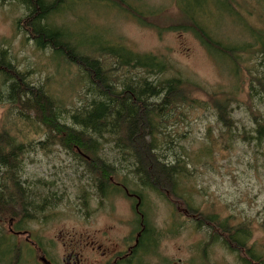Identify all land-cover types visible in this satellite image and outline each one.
I'll list each match as a JSON object with an SVG mask.
<instances>
[{"label":"rangeland","instance_id":"obj_1","mask_svg":"<svg viewBox=\"0 0 264 264\" xmlns=\"http://www.w3.org/2000/svg\"><path fill=\"white\" fill-rule=\"evenodd\" d=\"M73 1L83 4L75 7L69 3L65 11L51 16L48 21L52 27L67 31L79 43L105 41L121 44L139 55H152L171 66L172 75H178L187 84L190 97L200 101L194 109L178 110L177 120L167 128L172 137L175 133L183 135L181 140L175 138L174 144L183 147L182 158L188 174L177 186V195L189 199L191 206L203 215L227 220L230 227L246 225L250 238L247 247H253V254L263 257L264 139L261 143L257 140L246 143L237 134L245 130L255 136L252 113L264 118V104L256 98L249 100L244 71L237 77L231 75L230 65L214 60L190 33L174 31L182 24L176 4H192L193 0ZM231 5L237 14L233 12L230 16L220 9L222 20L214 24L215 34L228 44L247 43L252 40L249 27H263L259 20H264V0H235ZM25 15L24 7L16 1L0 0V49L6 50L20 69L31 72L34 80L48 83L66 109L80 106L84 89L82 84L74 85L80 80L79 74L71 68H59L48 51L34 47L22 29ZM218 93L234 98L231 105L238 130L230 140L227 137L219 140L222 129L208 104L210 96ZM7 108L0 106V129H8L19 143L36 146L43 140L42 134L22 124L13 110H9L6 118ZM211 139L216 143L212 144ZM25 156L22 181L26 182L29 201L36 204L37 210L41 209L34 215L27 211L30 215L26 219L20 209L0 202V234L8 235L10 228L28 234L41 242L46 252L52 253L56 264L66 251L62 244L74 243L81 233L99 239L100 233L112 228L110 237L127 236L128 230L121 221H129L131 226L133 212L115 196L99 203L92 196L91 181L75 168L77 162L73 155L58 147L47 151L36 147ZM114 157L117 156L108 154L104 158L113 160ZM163 194L164 197L147 192L142 209L143 221L159 240L158 258L164 263L174 259L187 264H241L242 252L231 253L223 246L225 238L213 241L207 230L196 229L185 216L183 201L166 191ZM86 197L90 217L83 221L79 210ZM12 238V247L25 248V235ZM26 256L23 255L25 258L20 264H30L29 260L37 263L38 256ZM0 262L19 263L15 256L12 260L0 258Z\"/></svg>","mask_w":264,"mask_h":264},{"label":"trees","instance_id":"obj_2","mask_svg":"<svg viewBox=\"0 0 264 264\" xmlns=\"http://www.w3.org/2000/svg\"><path fill=\"white\" fill-rule=\"evenodd\" d=\"M11 1L24 7L26 15L22 29L34 47L48 51L59 68L75 70L80 80L74 85L82 84L84 92L80 106L66 109L48 83L34 80L31 72L20 69L10 54L0 49V106H8L6 118L9 110H13L22 124L35 128L43 136V140L33 146L19 143L17 136L8 129H0L1 204H11L20 209L26 219L30 214L39 213L36 204L29 201L26 182L22 181L25 155L36 147L42 151L58 147L74 156L75 168L86 176L95 178L98 174L103 175L104 179L98 178L100 183L110 176L126 172L136 178L145 191L162 197L166 191L182 200L186 206L185 216L196 229L207 230L213 241L225 238L223 246L231 253H243L241 264H264V256L254 255L253 247H247L250 238L246 225L230 227L227 220L203 215L191 206L189 199L177 195V186L188 174L182 158L183 147L174 144L175 138L181 140L183 135L175 133L172 137L167 128L177 120L178 110L183 107L194 109L200 101L190 97L187 84L178 75H172V67L152 55L133 53L121 44L111 45L105 41L79 43L72 34L49 24L51 16L65 11L69 3L75 7L83 3L73 0L50 3L46 0ZM234 2L193 0L192 8V4L180 2L176 7L182 24L174 31L190 33L214 60L230 65L231 75L237 77L240 71H244L248 79L249 100L256 98L264 104L262 16L259 22L263 27H249L252 40L247 43L228 44L215 34L214 24L222 20V8L231 16L234 12L231 3ZM233 101L231 95L218 93L210 96L208 102L217 125L222 129L220 141L225 137L230 140L238 130L231 105ZM252 118L255 136L245 130L237 136L246 143L250 140L261 143L264 118L259 113H252ZM211 143L215 144L216 140L211 139ZM105 150H108L107 154ZM108 154L117 157L106 160L104 157ZM82 155L90 161L83 160ZM147 236L151 234L147 233ZM9 239V235L0 234V254L14 255L20 264L27 251L15 249Z\"/></svg>","mask_w":264,"mask_h":264},{"label":"flooded vegetation","instance_id":"obj_3","mask_svg":"<svg viewBox=\"0 0 264 264\" xmlns=\"http://www.w3.org/2000/svg\"><path fill=\"white\" fill-rule=\"evenodd\" d=\"M81 157L87 162L90 161L89 158L83 157V155ZM85 178L91 181L92 196L97 198L99 203L104 202L106 198L110 199L112 196L121 199L128 206L130 213L133 212L134 222L130 226L129 221H121L123 227L128 230L127 236L122 238L110 237L113 232L112 228L100 233L101 237L99 239L95 235L81 233L74 243H69L67 246L62 244L66 251L62 255L59 264H187L174 259H169L164 263L157 256L159 240L153 236V230L147 227L143 221L144 216L142 214L144 195L147 192L153 193L152 191H145L146 189L140 186V182L126 172H120L115 177L110 176L107 180H102L101 183L98 182V178L104 179L101 174H98L95 178L88 176ZM86 203L87 197L81 203L79 210V215L83 221H87L90 217L87 213L89 205ZM10 224L13 225L12 222ZM147 233H150L151 236H147ZM8 235L10 238L13 237L12 239L21 238L22 235H25V248L21 250L23 252L24 249L27 251L26 257L38 256L37 263L29 260L30 264H56L51 256L52 253L46 252L38 240L28 234L14 232L13 228H10ZM1 248L3 247L1 246ZM13 256L8 257L0 254L1 260H12Z\"/></svg>","mask_w":264,"mask_h":264}]
</instances>
